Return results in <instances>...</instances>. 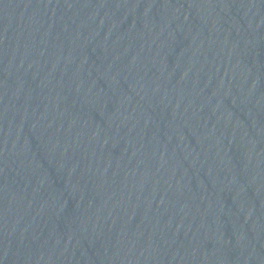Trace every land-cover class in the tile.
I'll use <instances>...</instances> for the list:
<instances>
[{"label": "water", "instance_id": "water-1", "mask_svg": "<svg viewBox=\"0 0 264 264\" xmlns=\"http://www.w3.org/2000/svg\"><path fill=\"white\" fill-rule=\"evenodd\" d=\"M0 264H264V0H0Z\"/></svg>", "mask_w": 264, "mask_h": 264}]
</instances>
